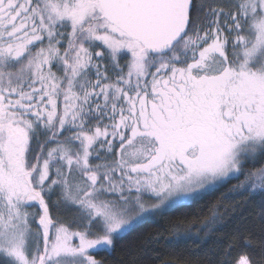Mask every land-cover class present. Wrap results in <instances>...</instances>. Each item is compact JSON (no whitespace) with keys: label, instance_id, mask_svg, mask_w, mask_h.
<instances>
[{"label":"snow or ice","instance_id":"obj_1","mask_svg":"<svg viewBox=\"0 0 264 264\" xmlns=\"http://www.w3.org/2000/svg\"><path fill=\"white\" fill-rule=\"evenodd\" d=\"M193 9L0 0V264H102L221 181L264 194V0ZM221 264H264V244Z\"/></svg>","mask_w":264,"mask_h":264},{"label":"trees","instance_id":"obj_2","mask_svg":"<svg viewBox=\"0 0 264 264\" xmlns=\"http://www.w3.org/2000/svg\"><path fill=\"white\" fill-rule=\"evenodd\" d=\"M200 3L193 0L194 12ZM32 146L36 148L35 142ZM237 183L228 179L201 198L140 225L112 249L91 254L102 264H221L224 250L232 244L234 256L245 251L258 255L264 244V194L234 190ZM51 211L65 221L76 215L74 208L64 205ZM213 212L220 218L215 224L210 223ZM245 238L252 247H246Z\"/></svg>","mask_w":264,"mask_h":264},{"label":"rangeland","instance_id":"obj_3","mask_svg":"<svg viewBox=\"0 0 264 264\" xmlns=\"http://www.w3.org/2000/svg\"><path fill=\"white\" fill-rule=\"evenodd\" d=\"M223 182H225V181H221V182H219V183H218L216 186H218V185L222 184ZM216 186H215V187H216Z\"/></svg>","mask_w":264,"mask_h":264}]
</instances>
